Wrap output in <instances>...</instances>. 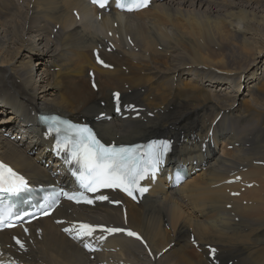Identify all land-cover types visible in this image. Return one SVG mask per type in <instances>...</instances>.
Segmentation results:
<instances>
[{
    "label": "bare ground",
    "instance_id": "obj_1",
    "mask_svg": "<svg viewBox=\"0 0 264 264\" xmlns=\"http://www.w3.org/2000/svg\"><path fill=\"white\" fill-rule=\"evenodd\" d=\"M127 37L137 52L127 49ZM106 40L116 48L104 52L115 65L112 72L95 67L91 56ZM87 69L95 72L97 93L89 88ZM112 89H122L126 99L155 115L101 125L109 131L107 141L182 134L190 148L177 150L172 162L193 154L183 161L200 163L203 154L195 143L222 117L214 148L204 154L205 170L175 191L158 184L139 207L127 204V226L144 235L153 255L170 250L151 262L135 242L109 243L120 246L132 264H209L204 251L188 244L192 236L200 248L217 245L221 264H264V166L253 164L264 162V0H167L135 15L102 16L100 22L80 0H0V127L8 130L37 105L91 116L97 100L107 99ZM0 158L21 172L34 170L25 152L4 140ZM240 167L246 169L244 183L254 186L231 198L226 189L240 186L220 184ZM98 210L76 214L121 224L118 209ZM32 240L31 262L94 264L49 221L34 225Z\"/></svg>",
    "mask_w": 264,
    "mask_h": 264
},
{
    "label": "snow or ice",
    "instance_id": "obj_2",
    "mask_svg": "<svg viewBox=\"0 0 264 264\" xmlns=\"http://www.w3.org/2000/svg\"><path fill=\"white\" fill-rule=\"evenodd\" d=\"M91 3L99 8H104L108 5L109 0H91ZM149 3L150 0H115L117 8L128 12L145 8ZM97 62L104 67H109L98 55ZM112 95L116 110L120 111V93H113ZM126 107L132 108L133 106L127 105ZM103 116L104 114L101 113L100 118ZM53 129L56 134L54 151L57 155L65 153V162L76 166L72 175L76 178L80 188L84 190L75 193L62 192L60 195L76 203L92 204L94 201L85 195V192L97 193L101 189H119L133 199H136L135 193L137 192L143 195L148 191V188L142 187L140 181L149 176L155 179L156 171L163 162V157L169 151L171 143L167 140H161L153 141L146 147L106 145L86 126L53 121L49 134ZM29 191L28 183L23 176L17 174L11 167L0 163V193L9 196H21ZM47 199L51 200V203L47 205L48 208L59 203L55 195ZM95 199L105 201L109 198L105 195H97ZM114 203H119V201H114ZM7 212L10 214L11 209H7ZM3 214L0 212V229L14 226L2 218ZM43 214L49 215L50 213L45 210ZM62 230L73 240L81 242L83 248L89 251L96 249L88 242V238L103 241L107 235L115 233H124L128 237L139 240L147 247L138 233L120 227L78 222ZM24 231L27 232L28 229L25 228ZM97 232L101 234L96 236ZM13 239L20 249L25 248L23 241L15 237ZM193 243H195L194 240ZM216 252L217 249L215 248L209 250V255L213 260ZM149 254L151 255V253Z\"/></svg>",
    "mask_w": 264,
    "mask_h": 264
}]
</instances>
